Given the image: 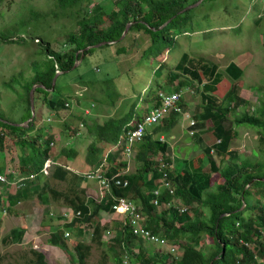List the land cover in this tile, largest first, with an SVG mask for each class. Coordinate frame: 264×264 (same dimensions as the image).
<instances>
[{"label":"rangeland","instance_id":"obj_1","mask_svg":"<svg viewBox=\"0 0 264 264\" xmlns=\"http://www.w3.org/2000/svg\"><path fill=\"white\" fill-rule=\"evenodd\" d=\"M95 3H100L102 7L108 9L118 8L115 0H90L87 3L88 8L92 10ZM77 8L75 4L73 7L66 8L70 9L69 11L65 9L62 11L56 0H0V114L5 117V120L18 123L21 110L26 107L24 84L34 75L37 69L34 66L36 63L39 67L44 66V55L40 52V42H49L56 51L61 49L65 45L66 34L69 31H75L74 20ZM189 10L186 18L191 22L190 26L185 29L187 31L181 30L183 28L174 30L175 41L168 45L167 52H163L157 59H147V55H144V43L139 45L136 42L137 33L129 32L121 39V42L106 43L96 47L92 54L84 56L76 63L73 62L68 71L61 72L56 64L57 85L71 88L62 93L64 100L61 110H49L44 101V94L33 93L36 98L34 105L37 117L36 126L43 125L45 130L47 128L48 131H46L54 137V141L50 143L53 149L52 154L58 155L62 148L73 152V156L69 159L59 155V159H53L51 165L60 164L65 170L79 176L81 181L78 184L83 189V193L79 192L77 186L73 189L69 187L71 183L78 182L69 175L66 180L49 178L48 182L59 192L57 195H50L53 200L41 204L37 197L33 196L18 203L14 208L0 210V264H31L36 259L33 250L43 253L45 260L49 263L70 264L67 252L80 237L90 244L85 264H116L113 253L116 245L109 248L113 244V237L116 233L114 229H109L108 233L103 230L100 243L90 240V232L85 226H82L83 235H79L80 237L66 231L68 234H64L66 247L52 246L47 239L52 230L59 229L66 222L73 220L65 213L67 211L72 216L73 211L68 206L70 202H76L81 197L83 200L96 199L100 202L103 188L99 186L97 179L87 178L89 171L101 168L110 177L116 172L128 174L135 169L136 143L132 145L129 152L116 147V143L111 147L109 144L100 156V163H97L96 167L88 165L85 161V154L94 138L90 135L87 126H92L93 123L101 124L110 117H121L131 111L133 105H136L137 112H141V109L145 110L147 105L154 100L158 90L168 92L170 89H178L181 93L178 104L180 108L181 105L186 108L179 114H170L165 117L171 119L170 122L174 125L169 134H161L164 136L163 141L167 142L170 148L168 154L170 161L157 158L159 183L160 168H168V172L189 170L195 173L198 181L206 180L205 175H209L208 186L212 188L208 191H215L213 186L217 184V179L212 184L210 173L203 171V168H209V163L208 161L205 164L203 162L207 157V160L213 159L216 165L220 166L219 155L216 150L210 152L209 149L208 154H204L205 148L190 149L197 142V132L200 128L212 126V119H203L202 114L206 111L203 103L199 101V86L195 82L191 85L193 80L191 76L179 71L177 72L178 80L172 82L170 75L175 71V66L184 53L189 55V61L186 62L189 66L199 67L203 63L215 64L218 71L222 72L219 66L223 69L233 62L242 68L241 77L236 81H231L237 83L238 96L231 100L228 112L224 119L220 120L222 124L231 128L232 134L234 133L230 149L236 151L241 158H248L251 161H260L264 158V140L260 139V135L264 133V124L263 129L253 125L238 124V119L244 114L259 117L258 109L264 101V0H201L197 6ZM105 24H108V21ZM238 25L240 27L236 29ZM121 47H126L124 53ZM116 51L122 54H117ZM155 70H157L156 73H154ZM79 78L83 81H91L92 87L89 90L94 92L93 95L97 96L98 100L104 99L105 103L95 101L92 104L93 100L83 103L80 98L88 92V87L81 83ZM204 80L205 76L202 82ZM178 81L187 83L183 88H174ZM227 85L229 82L220 87ZM102 88L112 89L116 94L115 98L112 100ZM226 88L219 89V93L207 92L209 98L213 97L212 104H210L212 111L222 106ZM151 90L155 91L151 93ZM52 97V95L48 96V98ZM155 124L147 126L146 130H151ZM201 134L204 132L201 131ZM212 142L214 140L211 135L209 143ZM197 143L200 145L199 142ZM20 153H22L21 149H16L18 156ZM110 157L113 158L112 162L109 161ZM4 161L3 152H0V165ZM17 168V165L14 167L13 164L8 169L7 167L0 168L3 176L7 178L9 171L12 177L7 178L8 182L0 183V190L14 191L22 186L20 181L22 176L17 173ZM47 168L48 166L44 167L49 175L50 171ZM124 169L126 170L123 171ZM150 174H146V177ZM170 181L172 185L171 178ZM160 188L156 190L160 192ZM172 188L174 190L173 186ZM171 196L170 201L165 205H154L157 207L158 214L163 209L173 207L179 213L188 212L195 217L192 210L179 203L174 193ZM134 204L138 207L137 203L134 202ZM168 204H170L169 207H167ZM197 210L202 211L200 207H197ZM203 216H206L204 210ZM100 217L102 224H111L112 221L123 218L112 212H100ZM12 229L23 231L20 239L8 240ZM189 242L191 243L189 238L180 240L183 244ZM210 243L211 238L202 235L196 246L207 254L205 251L208 250ZM177 244L173 242L168 245V242L164 241L165 248H174V254L166 257V262L172 260V255H180L181 248L178 249ZM163 246L151 241L145 242V247L151 254L153 251L162 249ZM165 248L162 249L164 253H166ZM126 254L129 255L132 263L141 264L136 262L128 250L122 254V261ZM253 257L254 261L261 259L259 254H254ZM157 264H160L159 260Z\"/></svg>","mask_w":264,"mask_h":264},{"label":"trees","instance_id":"obj_2","mask_svg":"<svg viewBox=\"0 0 264 264\" xmlns=\"http://www.w3.org/2000/svg\"><path fill=\"white\" fill-rule=\"evenodd\" d=\"M89 1L56 0L62 11L64 9L69 11L70 9H66L67 7L77 4L76 19L74 20L75 31H69L66 34L65 45L57 51L51 47L49 42H40V52L44 55V66L39 67L36 63L34 66L37 69L34 75L24 84L26 107L21 110L18 123H11L0 114V152H3L5 158L0 168L7 167L8 169L12 167V164L14 167L17 165V173L20 174L19 176L25 177L22 187L7 192L0 190V210L14 208L18 203L33 196L37 197L41 204L53 200L50 195L54 196L59 192L48 182L49 178L66 180L69 175L78 181L71 183L69 187L73 189L77 186L79 192L83 193V189L78 184L81 178L65 170L60 164L51 165L50 162L47 168L50 171L49 175L42 171L47 160L59 159V155L69 159L73 156V152L62 148L58 155L52 154L53 149L50 143L54 141V137L47 132V128V131L45 130L43 125L36 126V113L24 125L31 116L29 101L31 87L40 85L34 92L44 94V101L49 110H61L64 100L62 93L71 88L57 85V78L52 86V78L56 75L55 64H58L61 72L68 71L74 60L78 61L84 56L92 54L96 49L93 47L94 45L103 41L121 42L120 38L127 23H130L127 33H137L138 40L136 42L139 45L144 43V55H147V59H157L163 52H167V46L175 41L174 30L177 28L185 30L190 26L191 20L188 21L186 18L190 10L181 13L180 10L195 0H115L117 9H108L102 7L100 3H95L92 10L88 8ZM106 21L108 24H105ZM166 21L168 22L164 24ZM239 27V25L236 26V29ZM85 47L90 48L84 49ZM121 49L124 53L126 47H121ZM116 53L122 54L119 51ZM187 61H189V55L184 53L177 62L175 71L170 73L172 82L178 80L177 72L180 71L183 74H189L198 84L202 83L205 76L207 82L202 85L203 95L208 91L219 93V89L227 87L223 94L222 106H218L215 111H212L213 108L208 101L213 97L209 98L207 94L203 99V107L206 111L205 119H212L214 132L211 135L214 142L219 139V142H216L218 143L216 153L221 159L220 166H217L213 160H209V164L212 171L219 174L222 182L215 187V191H208L210 187L208 186L209 175H205L206 180L198 181L195 173L189 170L169 171L175 197H178L181 205L192 210L195 217H192L188 212L179 213L173 207L163 209L159 214L156 212L155 202L165 205L172 197L168 189L160 188L158 181L157 158L170 161L168 143L158 139L161 134H169L174 125L173 122H170L171 119L165 118L152 126L151 130L147 129L143 132L140 142L135 144L137 152L134 157L136 161L134 171L128 174L116 172V178L103 188L102 201L83 200L81 197L76 202L68 204L73 212H78L79 217H74L63 227L52 230L47 239L50 245L66 247L65 232L69 231L78 236L83 235L82 228L85 226L90 232V240L97 243L101 242L103 230H116L113 244L109 246L111 248L116 245V250L113 252L116 264H122L121 257L125 250H128L136 262L141 264H157L158 260L160 264H254V254H259L264 260V235L261 232L264 228V158L260 161H251L238 156L236 151L230 149L234 133L232 134L231 128H224L220 120L224 119L228 112L231 100L238 96L237 83L231 81H236L241 77L242 69L230 62L224 73L219 72L215 64L203 63L202 66L194 67L187 65ZM156 72L157 70L154 71V73ZM208 73L212 76L209 77ZM79 81L88 87V92H85L80 98L83 103L87 100H93L92 104L95 101L105 103L104 99L98 100V97L93 95L94 92L89 90L92 87L91 81H83L82 78H79ZM226 82H229V85L220 87ZM186 83L178 81L174 88H183ZM102 90L107 92V96L112 100L115 98L116 94L112 89L102 88ZM153 91L155 90L150 92ZM159 91L156 92L152 103L147 105L145 110L141 109V112H137L136 105H133L131 111L121 117H110L101 124L93 123L92 126H87L90 135L94 138L88 145L87 154H85V161L88 165L96 167L100 163V156L106 146L109 144H111L109 147L113 146L121 138V135L131 128L130 122L136 124L148 110L160 105ZM49 95L53 97L48 98ZM33 100L35 105V96H33ZM258 115L259 117H252L249 114H244L238 119V124H248L263 129L264 101L258 109ZM135 117L136 119H134ZM20 123L21 125H15ZM262 135H260V139L264 140V133ZM19 148L22 153L18 156L16 149ZM208 152L209 148H205L203 151L204 154H208ZM109 161L112 162L113 158L110 157ZM148 173L151 174L146 177ZM7 175L11 177L9 171ZM116 179H120L122 183L117 184ZM124 181H127L128 184L124 185ZM158 188H160L159 194H154V190ZM114 197L118 200L124 197V199L137 203L144 217V227L157 240H148L134 234L130 220L125 217L118 221L111 220V224H102L100 212L111 213L114 211ZM197 207L204 210L206 216H203V211L198 212ZM22 234V230L12 229L8 240L16 241ZM202 235L211 238L208 250L205 251L207 254L196 246ZM185 238H189L191 243H180V240ZM79 239L72 247H69L67 252L70 264H85V259L88 257L90 244L83 238ZM161 240L167 241L168 245L177 242V248H181L180 255H172V260L166 262L165 258L171 257L170 255L174 253L169 247L165 248L166 245L163 246ZM147 241L162 245L166 253L162 248L151 254L145 247ZM33 254L36 259L31 264H52L45 260L43 253L33 250Z\"/></svg>","mask_w":264,"mask_h":264},{"label":"built area","instance_id":"obj_3","mask_svg":"<svg viewBox=\"0 0 264 264\" xmlns=\"http://www.w3.org/2000/svg\"><path fill=\"white\" fill-rule=\"evenodd\" d=\"M250 10V9H249ZM55 67L57 69V65L55 64ZM58 72V70H56ZM160 97V105L157 107H153L150 110H148L141 120L137 121L136 124H132V122L129 123V126L131 127L125 134L121 135V138L118 139L116 142V147H119V149L124 150L125 152H129L131 150L132 145H134L137 141L141 140V135L143 132L146 131L147 126L155 124L159 122L161 119L165 118L167 115L170 114H179L183 109L180 108L178 101L180 99L181 93L178 90H170L168 92H159L158 93ZM194 134V133H193ZM192 135V134H191ZM159 139L161 141L164 140V136L160 135ZM51 161L47 160L43 167L42 171L43 173H47V171L44 169V167L49 166V163ZM47 163V164H46ZM88 179H97L99 186L101 188H104L109 184L110 181L114 180L116 178V175L108 176L106 175L101 168H95L94 170H91L87 173ZM21 180V179H20ZM117 180V179H116ZM8 182L6 176H3L0 173V183ZM122 181L120 179L117 180V184H121ZM160 183L161 188L168 189L170 194L174 193V190L171 185L168 168H160ZM124 185H127L128 182L124 181ZM155 194H159V190L154 191ZM102 196L100 197L99 201H101ZM96 200V199H95ZM97 201V200H96ZM115 204L113 205V212L115 214H119L122 217L128 218L132 224L134 234H137L139 237L148 239V240H157L154 235H152L143 224L144 217L142 212L140 211L139 207H137L133 201L129 199H116L114 197ZM157 206V203L154 204ZM170 204L167 205L169 207ZM72 210V209H71ZM73 211V210H72ZM65 213L69 216V218L78 217V212H72V216L65 211ZM110 232L109 230L106 231V233ZM264 235V228L261 231ZM65 235H68L67 232H65ZM161 243H164L163 240H161ZM173 251L174 248H171ZM122 264H134L130 261L129 255L126 254L123 257ZM254 264H264V261L261 259H256L254 261Z\"/></svg>","mask_w":264,"mask_h":264},{"label":"crops","instance_id":"obj_4","mask_svg":"<svg viewBox=\"0 0 264 264\" xmlns=\"http://www.w3.org/2000/svg\"><path fill=\"white\" fill-rule=\"evenodd\" d=\"M254 14V13H253ZM255 21H258V19H255ZM237 65V64H236ZM238 66V65H237ZM226 67H227V65L223 68V69H221V66H219V70H221L222 72H226ZM239 67V66H238ZM225 69V70H224ZM242 69V68H241ZM230 73L231 74H233V72L232 71H230ZM208 76L210 77V76H212L210 73H208ZM195 82V84L197 85V86H199V93H200V97H201V99H200V97H199V101H201V103H203V99H204V96L205 95H207V94H205L204 93V95H203V93H202V85H203V83H205V82H207V79L206 80H204V82H202V83H200V84H198L195 80H192V83H191V85L193 84ZM170 90H178V89H170ZM209 104H212V100H209ZM199 105V104H198ZM213 105H215V103H214V101H213ZM200 106V105H199ZM181 108H183V110H186V108L183 106V105H181ZM202 116H203V119H205V117H206V112L205 113H203L202 114ZM212 122V121H211ZM223 125V127L224 128H230V127H228V126H226L225 124H222ZM196 129V128H195ZM202 132H204V134H201V131ZM200 130H199V132H197V134H196V137H197V142H199L200 143V145L196 142V143H194L193 144V146L192 147H190V149H194V148H196L197 147V149L198 148H200V150L201 149H203V148H209L210 149V152H211V150H216V145L218 144V143H216V142H219V139H217L214 143L212 142V143H209V137L211 136V133H213L214 132V127H213V123H212V126L210 125V126H205L204 128H200ZM240 141H242V139H240ZM237 153V152H236ZM210 154V153H209ZM237 155L239 156V154L237 153ZM208 158H209V156H208ZM213 160V159H212ZM208 161V163H209V160H207V157L204 159V164H205V162H207ZM203 164V165H204ZM209 168H203V171L204 172H206L207 174H209L210 173V175L212 176V184H213V181L214 180H216L217 179V184H215L213 187L215 188L218 184H220V182H221V178H220V176H219V174L217 173V172H214V171H212V168H210V164H209V166H208ZM11 176V175H10ZM7 178H9V175L7 176ZM12 177H10V179H11ZM25 177L24 176H22V178H21V184H22V186H23V179H24ZM9 179V180H10ZM211 184V185H212ZM21 186V187H22ZM212 188V186L209 188V189H211ZM202 210V209H201ZM203 211V210H202ZM110 231V230H109ZM165 247V246H164ZM167 248V247H166Z\"/></svg>","mask_w":264,"mask_h":264},{"label":"water","instance_id":"obj_5","mask_svg":"<svg viewBox=\"0 0 264 264\" xmlns=\"http://www.w3.org/2000/svg\"><path fill=\"white\" fill-rule=\"evenodd\" d=\"M200 1H201V0H196V1H194L193 3H191V4H188L187 7H185L183 10H180V13H181V12H185V11H187L188 9H191V7L197 6V3L200 2ZM167 22H168V21H166L164 24H166ZM129 26H130V23H127V24L125 25V30H124V32H123V34H122L120 40L123 39V38L126 36V33H127V31H128ZM106 43H113V42H111V41H103V42H101V43H99V44H97V45H94L93 47H99V46L105 45ZM88 48H90V47H85L84 49H88ZM75 54H76V52H75ZM73 62L76 63L77 61L74 60ZM55 78H56V75L52 78V86L55 84V80H56ZM38 86H40V85H33V86L31 87L30 91H29V101H30L31 116H30L29 119H27V120L25 121L24 125L27 124V123H28V122L34 117V115H35L33 93H34V90H35ZM15 125H21V123H20V124H15ZM222 251H223V248H222Z\"/></svg>","mask_w":264,"mask_h":264},{"label":"clouds","instance_id":"obj_6","mask_svg":"<svg viewBox=\"0 0 264 264\" xmlns=\"http://www.w3.org/2000/svg\"><path fill=\"white\" fill-rule=\"evenodd\" d=\"M185 34H188V32H185Z\"/></svg>","mask_w":264,"mask_h":264}]
</instances>
